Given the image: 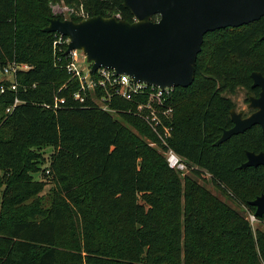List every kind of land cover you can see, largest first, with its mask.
<instances>
[{
  "label": "trees",
  "instance_id": "obj_1",
  "mask_svg": "<svg viewBox=\"0 0 264 264\" xmlns=\"http://www.w3.org/2000/svg\"><path fill=\"white\" fill-rule=\"evenodd\" d=\"M60 4L68 7V19L75 22L98 15L135 20L124 0H26L25 4L0 0V67L29 66L15 73L16 90L11 80L0 81V184L10 182L16 172L35 170L31 148L46 144L56 151L41 170L61 172L63 185L42 217L0 224V232L6 233L0 236V264H264V231L192 177H181L164 155L131 131L125 123L137 125L140 118L128 111L130 101L114 98L116 113L95 106L90 97L85 104L74 101L79 84L65 67L70 60L65 53L67 37L44 30L50 18L67 19L54 11ZM263 35L264 16L205 34L193 83L174 89L168 139L187 168L198 176L209 173L217 187L252 213L256 208L250 201L257 191L264 194V166L241 165L247 161V151H264L263 128L255 125L218 145L215 142L233 126L231 110L236 104L230 95L238 88L248 95L259 94L251 74H264V56L255 59L254 54ZM56 96L67 101L55 109L51 106ZM148 134L167 150L150 128ZM67 154L88 158L86 189L73 188L71 175L61 171ZM182 182L189 185L183 208ZM27 184L35 192L42 189L39 183ZM111 194L116 197L108 198ZM24 196L20 203L32 197ZM87 196L99 208L107 207L105 218L83 210ZM70 201L78 203L80 211L60 241L58 224L67 226L72 217ZM9 210L6 207L0 219ZM122 216L134 230L131 259L117 248V238L101 230L105 225L116 227ZM61 243L75 251L59 247Z\"/></svg>",
  "mask_w": 264,
  "mask_h": 264
},
{
  "label": "water",
  "instance_id": "obj_2",
  "mask_svg": "<svg viewBox=\"0 0 264 264\" xmlns=\"http://www.w3.org/2000/svg\"><path fill=\"white\" fill-rule=\"evenodd\" d=\"M124 6L133 13L134 21L100 15L80 22L57 17L44 30L67 36L70 42L65 53L82 50L92 71L110 67L162 88L187 87L195 79L206 33L264 16V0H124ZM251 76L253 86L261 88L260 95L251 98V106L257 110L244 118L231 114L234 125L223 131L216 145L257 124L264 130V75L253 72ZM258 165L264 166V151H247L241 168ZM250 203L256 208V217L264 216V194Z\"/></svg>",
  "mask_w": 264,
  "mask_h": 264
},
{
  "label": "rangeland",
  "instance_id": "obj_3",
  "mask_svg": "<svg viewBox=\"0 0 264 264\" xmlns=\"http://www.w3.org/2000/svg\"><path fill=\"white\" fill-rule=\"evenodd\" d=\"M25 2L26 0H20L21 4H25ZM54 11L57 13H62L63 15H65L67 19L69 17L68 7L63 4L54 6ZM32 13L33 15L38 14V11L34 6L32 7ZM50 19L48 20V23H50ZM42 21H44V19ZM61 50L62 49L60 48L58 51ZM81 52L83 51L79 50L80 59L84 58L81 55ZM254 54H255V59H258L257 55L259 54H263L264 56V42L256 46ZM230 63L232 64V66H234L233 62ZM253 72H259V71H253ZM12 79H13L12 75L4 74L3 72L0 71V81L12 80ZM230 97L233 98L236 104L235 108L231 110L232 115L234 116L239 115L243 117L245 114L250 113L253 107L251 106V103L248 102L247 98L249 97V101L251 102V98L253 97H250V95L247 94V91L245 89L238 88L237 93L234 95H230ZM139 118L140 119H137V125L130 123H125V124L139 138L145 141L152 148H155L159 154L164 155V157H166L167 160V153L163 151V149L158 144V142L148 134L149 128L156 134V136L160 140L159 135L148 124L146 120H144L141 117ZM31 149L33 152V158H32L33 159L32 162L34 165L33 169L35 168V170H30V171L25 170L20 174H17L16 172L15 178H13L10 182L6 184H0V213H2V211L6 207L10 209L9 212L6 214L4 220L0 219V224L5 222H10L11 220H14L16 218L42 217V214H44V212L51 207V205L55 200V197H57L58 192L63 187L60 180L61 172L57 171L56 169L48 168L45 174H43V171L41 170L43 169L44 166L49 165L51 155L53 152L56 151L54 149V146L41 144V145H34ZM81 161H82L81 165L78 166ZM63 162L64 163L62 167L64 168H62L61 171L62 172L68 171V173L71 175V179H72L71 181L73 183L72 187L73 188L85 187L86 189V180L89 175L88 167H90V162L88 158L85 156L78 157L76 155L67 154L66 156H64ZM175 171L178 172L181 177H185V176L192 177L200 185H202L203 188L209 190L213 195L217 196L222 201H225L232 207L238 209L248 218L251 214H254L250 211H247L244 207L237 205V203H235L230 197H228L226 191H223L222 188L217 187L212 182L209 173L203 171L202 175L198 176L193 172V170L187 168V166L183 170H175ZM80 175L82 177H79ZM28 182L33 185L39 183L42 189L39 192H35L34 186L28 185L27 184ZM182 187H183L184 196L181 199V204H180L181 208H183V205L185 203V195H187V192L189 191V185L186 184L185 182H182ZM226 189L228 190L227 187ZM25 194H31L32 197L20 203L19 200L24 199ZM259 195H261V193L260 191H257V196ZM107 197L115 198L116 194H111L110 196L107 195ZM70 203L72 206L71 208L72 217L69 218V221L65 222L67 226L62 225V222L58 224V237H60L59 238L60 241L63 240V238L61 237H64V239L65 237H67L69 233V231L67 230L76 223V213L80 211V209L78 208L79 205L78 203L75 202L72 203L71 201ZM83 210L89 215H94V213H96L98 218L99 217L105 218V216L108 213L107 207L103 206V208H99L98 204L91 201L89 196L86 197V203L83 206ZM89 210H92L93 212ZM102 221L104 224L107 223V219H102ZM252 226L254 228L259 227L261 230L264 231V219L259 220L257 218V220L252 224ZM101 230L102 232H106L107 234H109L112 239L115 240V238H117L118 239V242L116 241L117 248L122 249L127 254V257L131 259L132 257L131 245H132V236L134 234V230L128 224L126 217L124 216L120 217L116 222V227L109 228L108 226L105 225L104 227H101ZM3 235H6V233L0 232V236ZM101 235L102 234H100V236ZM59 247L68 249L69 251H75L69 244L66 243H61Z\"/></svg>",
  "mask_w": 264,
  "mask_h": 264
},
{
  "label": "built area",
  "instance_id": "obj_4",
  "mask_svg": "<svg viewBox=\"0 0 264 264\" xmlns=\"http://www.w3.org/2000/svg\"><path fill=\"white\" fill-rule=\"evenodd\" d=\"M67 42H69V38ZM68 55L70 60L65 64V67L72 79L78 81L79 84L78 89L72 94L74 101L85 104L90 97L95 106L111 113L117 112V109L111 105L114 98L130 101L132 104L128 111L146 120L167 148L165 152L168 165L175 170L186 168L182 157L168 144L172 131L171 122L174 117L172 102L174 86L162 88L155 84H148L126 73H118L110 67H99L96 71H92V63L87 61L83 52H81L84 57L82 59H80L79 50H73ZM28 68L27 64L12 63L0 67V71L14 77L18 70ZM11 88L17 89L14 78L11 80ZM4 90L3 85L1 91ZM66 101L65 96H56L51 107L59 108ZM17 102H19L18 99H16ZM249 220L253 224L257 217L255 214H251Z\"/></svg>",
  "mask_w": 264,
  "mask_h": 264
},
{
  "label": "flooded vegetation",
  "instance_id": "obj_5",
  "mask_svg": "<svg viewBox=\"0 0 264 264\" xmlns=\"http://www.w3.org/2000/svg\"><path fill=\"white\" fill-rule=\"evenodd\" d=\"M260 72V71H259ZM262 73V72H261ZM263 74V73H262ZM264 75V74H263ZM254 87H258V86H254ZM259 89H260V91H259V94L258 95H250V97H258L259 95H260V92H261V88L260 87H258ZM248 102L249 103H251L250 101H249V97H248ZM234 109V108H233ZM257 109L256 108H252V110L250 111V113L249 114H245L244 116H243V118L244 117H248V116H250L253 112H255ZM233 121V120H232ZM233 125H234V122H233ZM257 125H259V124H257ZM255 126V125H254ZM261 126V125H260ZM262 127V126H261ZM264 131V130H263Z\"/></svg>",
  "mask_w": 264,
  "mask_h": 264
},
{
  "label": "bare ground",
  "instance_id": "obj_6",
  "mask_svg": "<svg viewBox=\"0 0 264 264\" xmlns=\"http://www.w3.org/2000/svg\"><path fill=\"white\" fill-rule=\"evenodd\" d=\"M143 22V21H142Z\"/></svg>",
  "mask_w": 264,
  "mask_h": 264
}]
</instances>
